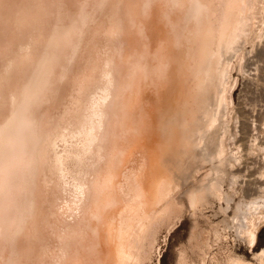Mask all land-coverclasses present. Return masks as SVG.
Instances as JSON below:
<instances>
[{
  "label": "bare ground",
  "instance_id": "1",
  "mask_svg": "<svg viewBox=\"0 0 264 264\" xmlns=\"http://www.w3.org/2000/svg\"><path fill=\"white\" fill-rule=\"evenodd\" d=\"M255 80L264 0H0V264H264Z\"/></svg>",
  "mask_w": 264,
  "mask_h": 264
},
{
  "label": "rangeland",
  "instance_id": "2",
  "mask_svg": "<svg viewBox=\"0 0 264 264\" xmlns=\"http://www.w3.org/2000/svg\"><path fill=\"white\" fill-rule=\"evenodd\" d=\"M246 73H247L246 69H244L243 73H239L241 80H245V79L250 78V77H248V75ZM251 82L249 84H247L249 88L248 87L246 88V92H248V93L245 92L247 94L245 99L248 98L247 101H249V99L251 101L252 99L258 100L260 98L261 100H259V102L257 101L258 106H257L256 112L259 113V110H261V112H262L261 116H263L264 115V107H263L264 100L261 97L264 94V92H262L264 88H262V90L259 92V90L261 89V88L259 89V87H260V85L261 86L264 85V81L263 82L261 81L262 82L261 83L260 81L255 80L253 82L257 83V84H254V85H250V84H253V82L252 83ZM254 86H255V88H254ZM241 87H243V86H241ZM262 87H264V86H262ZM251 89H252L253 95L250 92ZM257 94H259V95H257ZM261 94H262V96H261ZM241 95H242V93H240V91H238L236 97H238L239 100H242ZM259 105L261 107H259ZM247 108H249V105L247 106ZM256 112H254V113L256 114ZM258 116H260V115H258ZM224 217H225V214L222 212L221 208H219L218 205H216V204H211V203L208 204V203L202 202V205L196 209H192L189 206H185L184 212H183V217L175 225L172 232L171 231L167 232L166 228L161 229V232L159 233L157 244H156V251H155V254H153V260L150 261L148 264H176L177 256H178L180 247L184 243L188 242V239L190 236V231L192 229V226H193L195 220H197L200 224H202V223L206 224L209 219H212L215 221H222V220H224ZM227 224L232 229V223L229 221L228 218H227ZM222 226H224V225L222 224ZM236 242L239 244L237 246V250L239 252H242L245 256H247V258L250 261H253L254 263L259 264V258L261 257L260 255H256L254 253L252 254L246 248V246H244L243 242L238 237L236 238ZM263 247H264V225L262 226V229L259 233V241H258V244H257L254 252L258 254Z\"/></svg>",
  "mask_w": 264,
  "mask_h": 264
}]
</instances>
